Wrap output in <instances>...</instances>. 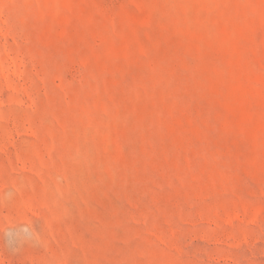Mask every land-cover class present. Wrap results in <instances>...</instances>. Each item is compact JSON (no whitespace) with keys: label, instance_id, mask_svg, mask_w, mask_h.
Returning <instances> with one entry per match:
<instances>
[{"label":"rangeland","instance_id":"374dc122","mask_svg":"<svg viewBox=\"0 0 264 264\" xmlns=\"http://www.w3.org/2000/svg\"><path fill=\"white\" fill-rule=\"evenodd\" d=\"M0 264H264V0H0Z\"/></svg>","mask_w":264,"mask_h":264}]
</instances>
